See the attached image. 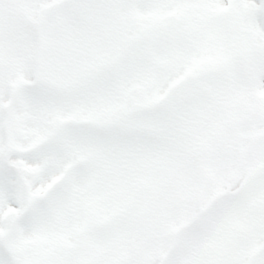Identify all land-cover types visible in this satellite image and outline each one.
Here are the masks:
<instances>
[{"label":"snow or ice","instance_id":"obj_1","mask_svg":"<svg viewBox=\"0 0 264 264\" xmlns=\"http://www.w3.org/2000/svg\"><path fill=\"white\" fill-rule=\"evenodd\" d=\"M0 264H264V0H0Z\"/></svg>","mask_w":264,"mask_h":264}]
</instances>
